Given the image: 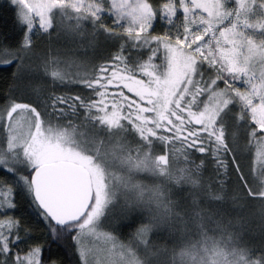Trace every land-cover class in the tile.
I'll return each mask as SVG.
<instances>
[{"label": "snow or ice", "instance_id": "snow-or-ice-1", "mask_svg": "<svg viewBox=\"0 0 264 264\" xmlns=\"http://www.w3.org/2000/svg\"><path fill=\"white\" fill-rule=\"evenodd\" d=\"M9 12L0 264H264V0Z\"/></svg>", "mask_w": 264, "mask_h": 264}, {"label": "trees", "instance_id": "trees-1", "mask_svg": "<svg viewBox=\"0 0 264 264\" xmlns=\"http://www.w3.org/2000/svg\"><path fill=\"white\" fill-rule=\"evenodd\" d=\"M2 2L3 0H0V3ZM11 24H12L11 13L9 12L5 17L0 19V30H3L5 28H10ZM10 71H14V69H12L11 66L0 67V75L9 77ZM5 87H6V81L3 79H0V91H2ZM52 251H58L61 255L65 254V250L63 248L56 249L55 246H53Z\"/></svg>", "mask_w": 264, "mask_h": 264}]
</instances>
